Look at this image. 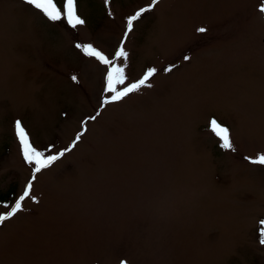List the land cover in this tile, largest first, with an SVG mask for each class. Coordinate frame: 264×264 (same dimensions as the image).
Wrapping results in <instances>:
<instances>
[{
  "label": "rangeland",
  "instance_id": "374dc122",
  "mask_svg": "<svg viewBox=\"0 0 264 264\" xmlns=\"http://www.w3.org/2000/svg\"><path fill=\"white\" fill-rule=\"evenodd\" d=\"M54 3L59 21L0 0V214L32 185L0 264H264V0H158L127 37L152 0H75L76 27ZM77 45L124 67L117 90L156 69L151 87L111 101V65ZM16 121L45 157L70 150L35 173Z\"/></svg>",
  "mask_w": 264,
  "mask_h": 264
},
{
  "label": "snow or ice",
  "instance_id": "6c2138e0",
  "mask_svg": "<svg viewBox=\"0 0 264 264\" xmlns=\"http://www.w3.org/2000/svg\"><path fill=\"white\" fill-rule=\"evenodd\" d=\"M25 2L29 5H34L37 9H40L44 15H46L50 20L52 21H59L62 18V13L60 10L57 9L56 4L54 3V0H25ZM158 3V0H152V5H150L148 8H142L139 11H137L134 15L127 18V31L125 32V36L127 37L128 32H131L133 29V22L137 21L141 16L150 11L151 7L156 5ZM261 13H264V3H262L258 9ZM64 16H66L67 22L72 27H76L77 25H82L85 23L83 19H81L77 13H76V6H75V0H66V5L64 7ZM198 32L204 33L206 31L205 28H199L197 29ZM77 47H83V51L86 55L95 57L97 60H99L102 64L105 65H111L109 67V70L107 72L106 76V88L105 91L109 93H114L111 95V101H120L125 97H128L129 94L138 92L142 86L151 87L149 83V79L153 77V75L156 73V69H149L146 71L144 76L138 80L137 82L130 83L127 86L123 87L121 90H117V85H124L126 76L124 67H118L116 66L112 60H110L108 57L103 55L101 52L96 50L92 45H77ZM116 58H123L125 63L128 58V53L125 51L122 46L116 51L115 53ZM187 59V57H185ZM73 80L76 79L75 76L72 77ZM110 101H104V103H108ZM94 119V118H93ZM210 126L212 131L220 137V139L223 141L221 147L225 149H232L233 144L230 141L228 129L226 127H223L219 122H217L215 119H212L210 121ZM16 127V133L19 138L21 148H22V154L26 162L32 164H35L34 172L39 173L42 169L49 167L53 164L54 161H57L60 159V157L64 156L66 151H69L70 149H65L64 151H61L58 155H48L44 156V154L38 150H36L31 143H29L28 136L25 132V130L21 126L20 121H16L15 123ZM81 138L80 135H77L76 141H79ZM76 141L73 142V147L75 146ZM255 164L264 165V155H259L256 159L252 161ZM32 188L31 183H29L24 191L23 194L16 200L15 204L11 207L10 211H7L5 214H0V224L4 223L5 221L9 220L13 216H15L18 212L22 210V201L25 200V198L30 196V190ZM260 225L262 228H264V220L260 221ZM260 235V244L264 245V231H261L259 233ZM121 264H126L125 261H121Z\"/></svg>",
  "mask_w": 264,
  "mask_h": 264
},
{
  "label": "trees",
  "instance_id": "16d2710c",
  "mask_svg": "<svg viewBox=\"0 0 264 264\" xmlns=\"http://www.w3.org/2000/svg\"><path fill=\"white\" fill-rule=\"evenodd\" d=\"M13 196H15L13 188H8L6 191L0 194V203L7 202L9 199L12 200Z\"/></svg>",
  "mask_w": 264,
  "mask_h": 264
}]
</instances>
